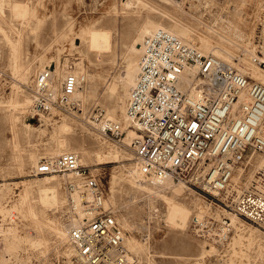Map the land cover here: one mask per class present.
<instances>
[{"label":"built area","instance_id":"built-area-1","mask_svg":"<svg viewBox=\"0 0 264 264\" xmlns=\"http://www.w3.org/2000/svg\"><path fill=\"white\" fill-rule=\"evenodd\" d=\"M260 63L264 66V60ZM192 68L196 72L188 73L189 83L183 88L184 75ZM50 76L51 67L38 75L33 90L35 111L75 105L70 97L77 77L69 73L61 94L56 95L48 84ZM243 93L250 99L241 102ZM97 110L93 117L102 124V131L121 139L120 124L105 120L103 109ZM128 116L139 132L131 147L143 173L195 184L264 229V165L257 166L256 161L264 155V84L167 29L157 28L144 38ZM250 170L254 171L249 178ZM67 171L84 175L83 190L92 193L85 206L103 207L104 188L81 165L77 153L45 157L34 169L36 174ZM75 186L68 182L70 189ZM4 217L6 227L18 228L26 236L34 232L15 204L7 207ZM208 228L197 229L214 235L212 227ZM69 232L78 264H132L123 242L125 231L110 209L71 222Z\"/></svg>","mask_w":264,"mask_h":264},{"label":"bare ground","instance_id":"bare-ground-1","mask_svg":"<svg viewBox=\"0 0 264 264\" xmlns=\"http://www.w3.org/2000/svg\"><path fill=\"white\" fill-rule=\"evenodd\" d=\"M163 1L170 2L172 4V7L161 5L158 12H153V10L157 8L155 2L153 1L125 0L124 6L131 7L132 5L137 3V5L146 10V14L143 15L141 20L136 23V26L134 25V28L132 24L135 20L131 19L132 16H129L128 23L124 28L119 27V29L116 31V36L112 27L99 26L95 22L87 24L83 28L82 32H80V37H82V42H84L85 45L83 59L80 61L74 60L72 69L70 63H66L65 65L67 66H64V69L61 68L58 64L56 70H53L51 68V76L48 79V84L50 85L51 90L56 95H58L61 94L63 90L62 87L67 75L69 73L74 74L77 77L78 83L75 92L70 97L71 100L75 102L74 98H78L87 103L91 100H95V102L101 103L103 106L102 109L104 111L105 120L110 119L112 121H115L120 124L123 131L126 130L127 133L124 141H126V143H130V146L133 139L139 134L135 124L128 116L130 93L131 89L137 81L140 58L143 52L144 38L147 34L151 33L157 28L167 29L168 31L178 35L187 43H192L205 52H212V54L216 55L226 62H229L242 73L250 77L252 80L264 84V68L260 67V65H258L257 62L254 61V58L250 53H246L244 56L238 55L239 61H236L235 55H237V53L235 49V43L221 39V36L219 37V35L216 33L217 31H197L194 22H192L191 19L187 17V12L182 7L183 0ZM118 11L120 12L119 9H116V12ZM45 19L46 16L45 14L41 13L38 5L31 4L27 0H0V62L1 60H3L2 58L6 59V63L9 66L8 70L10 69L11 78L13 79L11 81L13 84V92L12 94L10 93V98L8 100L0 99V102L4 104L7 103V117L9 116L8 118L11 120V125L13 126H15L16 121L20 117L19 113L26 112L31 108L33 109V103L35 102V97L33 98L34 93L31 94L30 92L24 90L23 84H32L34 85L35 89L39 74L36 75L37 77L34 78V80H31L32 72L37 73L39 70L41 72L45 68H47L42 62L43 60L39 62L40 64H38V62L35 60L36 57H34L33 59L28 57L29 52L27 47V36L30 32L36 31L44 23ZM120 43H122L123 47L121 51H118V44ZM85 60L87 61V64H85ZM107 62L111 64L116 62L122 65V69L120 71L117 70L115 72H112L107 76V74L104 73V70H106L105 68L107 66ZM195 72L196 68L187 70V73L184 75L186 79L182 83L183 88H186L189 83V74H194ZM102 77H104V81L101 88H99V83ZM84 82L86 83V85ZM249 99L250 96L247 93H243L240 96L241 102L247 101ZM51 111H48L46 113H49ZM41 113H43V117H45L47 121L51 119L49 116H46L44 114L45 112ZM41 113L40 115H42ZM94 123L95 128L102 131V124L100 126V124H98L97 122ZM96 125H98L99 127ZM74 126L75 123L72 119L68 118L67 116H63L57 127L61 132L68 131L69 133L70 130L75 129L73 128ZM32 127L33 126H31V128ZM104 135L106 134L104 133ZM72 140L79 139L62 133L57 134L55 132V135L53 136V142L46 146L44 152H40L38 150L30 148L29 150L25 149L27 150L25 151L22 147L24 143L21 145L19 133L16 131L14 133V137L11 139V142H9L11 143L13 159L15 160L13 166H16L18 170H24L28 166H36V164H38L40 161L39 159L42 158L43 155L55 157L66 151L77 153L79 156V161L83 166H88L90 164L107 163L109 161H114L117 159L129 160L133 155L132 152L128 150L127 144H125V147L113 143L111 146H99L96 149L90 150L86 147V145L83 144H81L80 146L78 145V147L72 146ZM131 149L134 153L132 147ZM256 161L257 166L264 165V155L257 156ZM10 165H12V163ZM125 168L127 169L126 174L124 173L126 175L125 178L128 182L131 183L132 187H135L137 190H142L144 192L146 191L157 194L164 198V201H166L167 204V212L166 214H164V217L166 215V219L170 223V225L180 228H186L188 226V223H190L189 219L191 218L192 212H199L201 214V212L209 210L208 205H206L203 200L201 202L200 198L199 200L195 199L194 197L189 198L188 195L191 194L193 190L188 186V184H186V182L179 181L178 183H176L175 181L177 180H174L173 178L160 179L158 177L148 176L147 174L143 173L136 159ZM3 169L5 170V167ZM253 171L254 170L249 171V178L253 175ZM8 174L9 173H4L2 177ZM64 174H70V176H67L65 178L63 176ZM63 179L65 188L68 193V203H71L69 199H72V204H74L76 211V215L72 217V221H67V219H64L63 221L60 216H58L57 214V216H55L54 213V216L47 214L48 208H61L65 204V198L67 195L65 196V193L63 192ZM83 180L84 175L78 173V171L60 172L23 180V188L21 190L20 201L18 204L20 208L19 212L21 213L23 220H25V224L31 225L34 228V232L29 236H26L18 228L6 227L0 219V234L5 241V246L3 247L2 251H0V264H11L12 262V264H27L29 258V250L39 249L42 251H46L51 245L52 241H56L59 245L62 246L63 252L68 258L65 264H76L74 261H72V257L77 254V252L73 244L70 242V224L71 222L81 221L86 216H91L95 210L88 209L84 205V200L91 199L92 193L83 190ZM68 182H74L76 186L70 190V188L68 187ZM3 185L0 186V196L4 193V188L10 186ZM180 192H182L183 194H180ZM180 195H182V198H179ZM1 199L2 198H0V201ZM3 199H5V197ZM110 202L115 205L117 204V202H115L113 198H104V206L105 203L107 205V203ZM2 205L0 203L1 214L4 212V208ZM225 211H227V215L232 220L231 223L234 226H238L239 224L247 222H244L241 215H239L235 211L226 209ZM113 214H115V212H113ZM129 217L130 216L124 214H120V216L118 217L116 216L118 222H121V224L123 223L126 227L130 226L131 220H129ZM200 217L201 215L198 218ZM248 226L251 229L250 231H252V237H250L249 242L245 244L247 249L245 253L247 254L249 259L247 264H251L250 259L252 258V253H255V257L261 259L264 263V243H258L255 246V250H250L252 248L251 244L254 243L253 239L255 236H259L264 240V231L261 230V228H259L258 226L252 224H248ZM239 240L240 239H235L234 244H237ZM123 242L125 246L128 245L127 247L130 250H137V252L141 251L143 247L139 241H137L133 237H130L126 233L124 234ZM203 252H207V250L204 248ZM130 258V260H132V264H153V257L150 255H147L146 262L142 260V257H137L136 260V257L131 253ZM76 261H79L77 257Z\"/></svg>","mask_w":264,"mask_h":264},{"label":"rangeland","instance_id":"rangeland-1","mask_svg":"<svg viewBox=\"0 0 264 264\" xmlns=\"http://www.w3.org/2000/svg\"><path fill=\"white\" fill-rule=\"evenodd\" d=\"M27 1L31 4L38 5L41 13L46 16L44 23L39 27L40 29L38 28L36 31L30 32L27 36V47L29 52L28 57L31 59L36 57L35 60L38 64H40L39 62L43 60L42 62L45 67H51L53 70H56L58 64L64 69V66H67L65 65L66 63H70L72 69L74 60L80 61L83 59L85 45L84 42H82V37H80V32H82L83 28L87 24L95 22L99 26L112 27L116 36V31L119 27L124 28L128 23L129 16H132L131 19L135 20L132 24L134 28V25L136 26V23L141 20L143 15L146 14V10L137 5V3L131 7L124 6L125 0ZM150 1L155 2L157 6L153 12H158L161 5L172 7L170 2L163 0ZM182 7L186 10L187 17L194 22L197 31H217L216 33L219 37L221 36V39L235 43L237 53V55H235L236 61H239L238 55L244 56L246 53H250L254 58V61L257 62L260 67L264 68V66L260 63L261 60H264V0H183ZM116 9H119L120 12H116ZM122 47V43L118 44V51H121ZM199 49L204 53H212L205 52L201 48ZM2 59L3 60L0 62V99L8 100L13 92V84L11 82L13 79L11 78L10 69L8 70L9 66L6 63V59ZM84 62L87 64L86 60ZM105 69L104 73L108 76L112 72L117 70L120 71L122 69V65L116 62L112 64L107 62ZM39 73L40 70L37 73L32 72L31 80H34V78L37 77L36 75ZM103 81L104 77L100 80L99 88H101ZM23 88L31 94L34 93V85L32 84H23ZM74 100L75 105L71 104L60 109H53L51 111L52 113L45 112L44 114L51 118L48 121L45 117H43V113H41V111H35L33 103V109L31 108L26 112L19 113L20 117L16 121L15 126L11 125L12 122L8 118L9 116L7 117V103L4 104L0 102V181L2 182H0V186L3 184V186L10 185L4 188V193H6H3L1 195L2 197L0 196V198H2L0 203L1 205L3 204L2 206L4 208V214L2 213V215L0 213L2 223L4 222L6 209L9 205L15 204L19 208L18 204L20 201L21 190L23 188V180L48 175L36 174L34 172L35 166H28V169L25 168L24 170H18L16 166H13L15 160L13 159L12 147L9 142H11V139L14 137V133L16 131L19 133L21 145L24 143L22 145L23 150H29L30 148L40 152H44L46 146L53 142L55 132L57 134L62 133L79 139L72 140V146L78 147V145L80 146L83 144L90 150H93L99 146H111L113 143L125 147V144H127L128 150L132 152V158L129 160L117 159L107 163L90 164L85 166L86 170L96 175L98 181L102 184L105 192V198H113L117 204L115 205L110 202L106 205L105 203L106 207L103 205V207L95 209L91 216H86L84 219L91 218L94 214L104 211L106 208L115 212L117 217L120 216V214L130 216V228L126 227L123 223L121 224V222L119 223L121 226H125H122V228L127 235L135 238L143 246L141 251H139L140 253L137 252V250H130L127 247L128 245L126 246L130 253L136 257V260L137 257H142V260L146 262L147 255H150L153 257V264L155 262H157L155 264H247L249 259L245 253V251H247L245 244L248 243L250 237H252V231H250L251 229L248 224L258 226L264 231L262 227L242 216L241 217L244 222H247L234 226L231 223L232 220L227 215V211H225V209H231L222 204L215 196L205 192L200 187L192 183H186L193 190V192L188 195L189 198L194 197L197 200L200 198L201 202L203 200V202L208 205L209 210L201 212V214L199 212H192L191 218L189 219L190 223H188L186 228L170 225L166 219V215L164 217V214L167 212V204L166 201H164V198L154 193L137 190L135 187H132L131 183L125 178V174L127 172L125 167L135 161L130 143H126V141H124L127 133L126 130H124V133L119 140L111 138L108 135H104L100 129L95 128L94 122L98 123V121H96L93 117V114L98 111L97 108L103 107L102 104L95 102V100H91L88 103L78 98H74ZM40 113L42 115H40ZM63 116H67L75 123V126L73 127L75 129L70 130L69 133L68 131L61 132L58 130L57 126ZM30 125L33 127L31 128ZM96 137L99 138L97 139ZM45 157L50 156L43 155V157L39 160H42ZM11 163L12 165H10ZM3 166L5 167V170L3 169ZM4 173L9 174L2 177ZM63 176L66 178L67 176H70V174H64ZM64 179L63 192L65 193V196L67 195L65 198V204L61 208L47 209V214L51 216L58 215L63 219V221L64 219L68 220L70 216L74 217V215H76L72 199H69L71 203H68V193L65 188ZM175 182L178 183L179 181ZM181 193L182 192H180V194ZM4 197L5 199H3ZM179 198H182V195H180ZM85 204L86 200H84V205ZM108 204L111 205L109 206ZM200 215L201 222L196 223V217L198 218ZM208 227H212L214 235H210L203 230L197 231L196 229L203 228L205 230L209 229ZM260 238L261 237L259 236L254 237V243L251 244V251L255 250V246L258 243H264L262 242L264 240ZM235 239H240L237 244H234ZM4 246L5 241L1 236L0 251H2ZM204 248L207 252H203ZM28 254L29 258L27 264H65L68 259L63 252L62 246L56 241H52L46 251L31 249ZM72 261L78 264L75 255L72 257ZM250 263L264 264L261 259L255 257V253H252Z\"/></svg>","mask_w":264,"mask_h":264}]
</instances>
